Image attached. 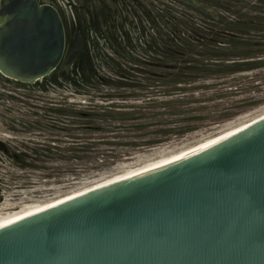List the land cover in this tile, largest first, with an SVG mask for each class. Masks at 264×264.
Wrapping results in <instances>:
<instances>
[{"label": "water", "instance_id": "1", "mask_svg": "<svg viewBox=\"0 0 264 264\" xmlns=\"http://www.w3.org/2000/svg\"><path fill=\"white\" fill-rule=\"evenodd\" d=\"M80 49V35L65 45L46 0H0L2 75L24 84L67 75ZM0 264H264V118L0 227Z\"/></svg>", "mask_w": 264, "mask_h": 264}, {"label": "rangeland", "instance_id": "2", "mask_svg": "<svg viewBox=\"0 0 264 264\" xmlns=\"http://www.w3.org/2000/svg\"><path fill=\"white\" fill-rule=\"evenodd\" d=\"M136 1L146 10L137 32L129 28L126 35L91 43L96 51L86 53L69 71V80L60 75L56 83L40 80L24 84L0 73L1 212L53 203L179 154L264 115V33L245 31L246 40H253L256 46L230 47L231 51L251 49L247 51H255L250 56L254 58L247 61L263 59V63L251 71L219 79H195L194 86L223 88L227 94L205 103L208 111L198 114L204 118L191 122L196 127L194 131L168 135L164 142L153 146L122 147L126 156L115 160L105 161L103 156L66 158L64 151L76 134L65 124L74 120L63 112L65 108L113 105L116 111H131L130 107H140L149 94L157 95L159 80L152 74L161 73L162 65H180L163 58V51L180 48L186 52L185 59L201 61L206 58L194 53L205 51L204 46L210 48L208 39L212 35L208 38L206 34L216 25L218 14L264 19V0H193L198 6L180 0ZM86 67L93 73H86L90 79L82 81L76 72ZM120 70L124 71V79L115 75ZM94 75L122 84L101 85ZM221 113L226 115L211 118Z\"/></svg>", "mask_w": 264, "mask_h": 264}, {"label": "trees", "instance_id": "3", "mask_svg": "<svg viewBox=\"0 0 264 264\" xmlns=\"http://www.w3.org/2000/svg\"><path fill=\"white\" fill-rule=\"evenodd\" d=\"M218 19L213 29L209 30L208 35L206 34L208 38L212 35L208 39V44L213 47L204 46L205 51L194 53L197 57L206 59L201 61L185 59L186 52L180 48L163 51L161 55L163 58L176 61L180 65H162L161 73L152 74L159 80L157 95L149 94L142 106L130 107L131 111H116L113 105H90L86 109H76L71 106L65 108L63 112L74 118L73 121L68 120L65 124L76 134L71 137L73 140L64 151L66 158L84 159L103 156L105 161L115 160L126 156L127 151H122V147L153 146L164 142V138L168 135L194 131L196 127L191 122L204 118L198 114L208 111L209 107L205 103L220 100L227 94L223 88L213 87L210 90L208 87L194 86L192 84L195 79H219L222 76L251 71L257 68L256 65L263 63V59L247 61L254 58L250 56H253L255 51H247L251 49L235 52L231 51L230 47L256 46L253 40H246L245 31L264 33V19L259 21L256 18L229 17L223 14H218ZM206 38H201L202 43ZM165 42L168 44L170 41ZM88 72L91 75L93 73L86 67L77 71L76 75L79 74L78 78L82 81L89 80V76H85ZM123 73L124 71L120 70L115 75L124 79L121 76ZM60 75L66 80L71 76L57 73L43 80L56 83ZM94 76L101 85L122 84L121 81ZM247 88L249 89V85ZM198 89L203 91H197ZM205 89H209L210 92ZM225 115L226 113H221L211 118ZM171 124L176 126L170 128Z\"/></svg>", "mask_w": 264, "mask_h": 264}, {"label": "flooded vegetation", "instance_id": "4", "mask_svg": "<svg viewBox=\"0 0 264 264\" xmlns=\"http://www.w3.org/2000/svg\"><path fill=\"white\" fill-rule=\"evenodd\" d=\"M46 1L54 7L61 18L65 45L80 35L81 56L75 67L86 53L96 51V46L91 43L109 41L116 36L126 35L130 29L137 32L141 17L146 15L145 8L136 0Z\"/></svg>", "mask_w": 264, "mask_h": 264}, {"label": "bare ground", "instance_id": "5", "mask_svg": "<svg viewBox=\"0 0 264 264\" xmlns=\"http://www.w3.org/2000/svg\"><path fill=\"white\" fill-rule=\"evenodd\" d=\"M263 118H264V115L252 120L249 123L247 122V124L245 123V125H242L237 129L226 132V133H224L218 137L210 138V140H207V141H205V142H203V143H201V144H199L193 148H190L186 151H183L179 154L172 155V156H169L167 158L161 159L159 161L153 162V163L149 164L148 166L145 165L146 167H143V168L141 167V169L137 168L138 170H136V169H135L136 171L132 170V171H130V173H128L124 176L116 177L114 179L98 183V184H96L90 188H87V189L81 191V192L75 193L71 196L63 197V198H61L58 201H55L53 203L50 202V204H34V205L30 204V206L26 205L24 207L21 206L22 207L21 210L16 211V212L5 213V212H1V210H0V227H3L5 225H11L17 221H20L22 219H25V218H28L30 216L36 215L38 213H41L47 209H50L51 207H54L60 203H63V202L68 201L70 199H73L74 197H77L83 193H86L87 191L97 189L99 187H102V186L107 185V184L112 183V182L121 181L123 179H130V178L136 176L138 173L146 171V170L156 169L157 167L161 166L162 164H164L165 162H167L171 159L182 157V156H187V155H192V154H197V153H199V152L223 141L224 139L230 137L231 135H234L238 131L244 129L245 127H247V126L259 121L260 119H263Z\"/></svg>", "mask_w": 264, "mask_h": 264}]
</instances>
